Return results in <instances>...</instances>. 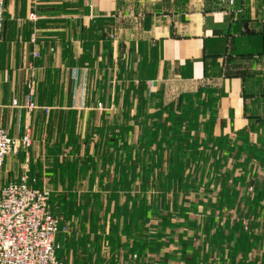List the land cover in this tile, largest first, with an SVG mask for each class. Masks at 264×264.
I'll return each instance as SVG.
<instances>
[{"label": "crops", "instance_id": "0c3cea01", "mask_svg": "<svg viewBox=\"0 0 264 264\" xmlns=\"http://www.w3.org/2000/svg\"><path fill=\"white\" fill-rule=\"evenodd\" d=\"M32 78L38 109L19 110L12 103H25ZM0 127L32 130L28 170L40 186L99 195L121 223L143 199L142 160L162 158L145 192L149 203L159 197L153 180L168 173L177 135L186 177L197 169L193 144L206 156L208 140H264V0H5ZM74 162L86 170L72 184ZM25 163L9 158L3 175L15 180ZM89 229L78 236L91 247L75 246L68 264H95L100 234L99 258L115 255L109 226Z\"/></svg>", "mask_w": 264, "mask_h": 264}, {"label": "trees", "instance_id": "16d2710c", "mask_svg": "<svg viewBox=\"0 0 264 264\" xmlns=\"http://www.w3.org/2000/svg\"><path fill=\"white\" fill-rule=\"evenodd\" d=\"M171 142V145L176 142L177 147L168 158V173L159 174L153 180L159 197L149 203L145 192L154 177V169L161 167L162 158L156 164L142 160V170L137 177L143 184L144 196L130 210L126 208L121 223L117 220V209L109 213L110 207L107 206L105 210L99 195L92 198L90 193L80 197L76 193L67 196L63 192L52 193L50 207L53 216L60 220L61 228L68 223L71 225L69 233L58 235V241L63 244L58 254L59 258L62 254L61 260L71 250L74 253L78 244L88 250L91 245L85 238L80 239V234L86 231L87 225L90 231L103 232L109 213L110 236L104 240L112 246L115 255L107 261L108 264L145 260L147 251L158 257L150 260H157L160 264L171 261L176 264H264V140L256 143L221 141L218 146L208 140L206 156L204 150L198 152L197 144H193L196 152L192 161L196 162L197 169L194 175L187 177L186 138L177 135ZM212 159L213 166H208ZM78 167L76 162L65 165L72 184L86 170V167ZM180 194L184 198L181 205L178 204ZM192 197L197 198V202ZM199 205L204 206L203 213H200ZM104 210L105 217H100ZM186 215H189L188 219ZM181 219L188 223H180ZM153 221L158 222L156 226L152 225V229L158 230L155 234L148 233L147 229ZM182 228L202 231L204 243L186 241L185 234L177 233ZM120 234L125 236V242ZM101 241L102 236L96 235L95 264H102L99 258ZM172 245L175 249L171 254L162 253ZM82 264L92 263L85 260Z\"/></svg>", "mask_w": 264, "mask_h": 264}, {"label": "built area", "instance_id": "2783aa9c", "mask_svg": "<svg viewBox=\"0 0 264 264\" xmlns=\"http://www.w3.org/2000/svg\"><path fill=\"white\" fill-rule=\"evenodd\" d=\"M222 1L235 5V0ZM31 19L35 20L36 16L32 14ZM4 22L5 0H0V51ZM154 88L151 83V92ZM36 96V83L32 78L25 103L14 100L12 104L19 110L33 112L38 109ZM96 109L103 111L105 107L98 102ZM32 147L31 129L21 137H13L0 127V171L9 158L18 159L23 155L26 160L17 178L0 189V264H67L58 256L63 249L58 235L69 233L71 225L68 223L61 228L60 220L51 212L52 191L40 186L37 178L30 177L28 165Z\"/></svg>", "mask_w": 264, "mask_h": 264}, {"label": "rangeland", "instance_id": "374dc122", "mask_svg": "<svg viewBox=\"0 0 264 264\" xmlns=\"http://www.w3.org/2000/svg\"><path fill=\"white\" fill-rule=\"evenodd\" d=\"M4 171V170H3ZM3 171H0V189L3 187V186H5V184L6 183H8L9 181H11L12 179V176L10 175V173L8 172L7 174H6V176L5 175H3ZM2 175V176H1ZM169 198L171 197V195H169L168 196ZM180 197L182 198V200L184 199L183 198V196L182 195H180ZM196 199V200H195ZM193 198L192 197V200H195V202H197V198ZM206 201V200H205ZM182 202V201H181ZM187 203H189V201L187 202ZM186 207H188L189 205H185ZM199 211H200V213H203L204 212V206H202V205H199ZM100 217H103V215H101ZM186 219H188L189 218V215H186V217H185ZM194 218V217H193ZM62 219V218H61ZM174 220V222L176 221V219L175 218H173ZM64 219H62V221H63ZM200 220L202 221L203 220V216H201L200 217ZM178 221V220H177ZM179 222L180 223H188V221L186 220H184V219H181V220H179ZM102 224V223H101ZM158 224V222L156 221H153V223H151L149 226H147V229L149 230V232L148 233H153V234H155V233H157V231L158 230H156V229H152V225L153 226H156ZM103 225V224H102ZM105 225H106V227L105 228H108V226H109V228H110V225H109V221H107L106 220V222H105ZM160 230V229H159ZM171 232V231H170ZM175 233V232H174ZM177 233H180V234H185L186 235V241H188V242H190V240H194V242L195 243H198V244H203L204 243V240H205V237H204V235H203V233H202V231H199V230H196V231H194V230H192V229H188V230H185L184 228H182V229H178L177 230ZM99 236V235H98ZM100 236H102L101 234H100ZM102 239H103V236H102ZM176 239V238H175ZM103 247H105L104 245H101L100 246V248L102 249ZM180 248V247H179ZM174 249H175V246H170L169 248H166V249H164L163 251H162V253L163 254H171L173 251H174ZM181 249V248H180ZM106 250L107 249H103V252H105L104 253V255L106 254ZM67 254V253H66ZM147 257H146V259L145 260H136L135 262H133V261H130L129 263H126L125 261H123V262H121V263H119V264H160V263H158L157 262V260H150V259H156V258H158V257H155L152 253H150L149 251H147ZM153 255V256H152ZM69 257H74V253H72V254H68L67 256L65 255L64 256V258H63V260L66 262V260H68V258ZM60 258L62 259V254L60 255ZM100 260L102 261V264H108L107 262H105V260L103 259V258H100ZM161 264H163V263H161ZM169 264H176V262H174V261H171V262H169Z\"/></svg>", "mask_w": 264, "mask_h": 264}]
</instances>
